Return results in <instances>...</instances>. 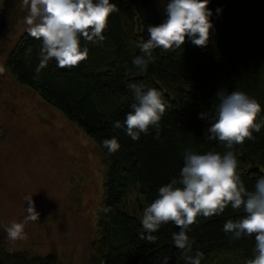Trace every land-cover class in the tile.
Here are the masks:
<instances>
[{
	"label": "trees",
	"instance_id": "obj_1",
	"mask_svg": "<svg viewBox=\"0 0 264 264\" xmlns=\"http://www.w3.org/2000/svg\"><path fill=\"white\" fill-rule=\"evenodd\" d=\"M112 3L117 10L109 17L105 39L92 44L81 38L82 47L89 52L78 66L59 68L51 60L39 79H34L41 41L26 30L17 37L5 67L18 84L31 89L82 130L104 156V196L91 264H164V257L168 264H186L174 246L172 233L179 229L172 222L153 233L154 241L140 239L141 218L124 205L134 189L148 205L153 202L158 189L179 176L186 151H229L220 141L209 139L207 132L215 118L219 90H240L255 98L262 106L257 122L264 120V0H210L213 28L207 46H196L188 39L175 51L155 49L146 72L132 63L133 57L141 54L136 44L149 38L148 25L164 21L167 0ZM130 83L162 93L168 107L161 119L159 139L155 129L133 141L123 128L114 127L116 121L123 123L134 102ZM201 113H207V119H201ZM113 137L120 148L109 153L103 141ZM253 137L231 149L238 160V174L249 189L264 175V127L253 132ZM241 215L229 206L223 214L198 217L190 226L193 254L196 250L204 254L201 264H246L253 258L254 236L232 240L231 234L223 231L227 220ZM0 264L59 262L53 254L30 255L0 245Z\"/></svg>",
	"mask_w": 264,
	"mask_h": 264
},
{
	"label": "clouds",
	"instance_id": "obj_2",
	"mask_svg": "<svg viewBox=\"0 0 264 264\" xmlns=\"http://www.w3.org/2000/svg\"><path fill=\"white\" fill-rule=\"evenodd\" d=\"M209 2L167 0L164 21L148 25L149 38L136 44L141 54L133 57L135 68L146 72L154 61L155 49L175 51L188 39L196 46H207L213 28ZM20 7L26 13L23 20L27 33L41 41L39 65L33 77L37 80L51 60H55L57 67L69 69L85 60L89 49L82 47L81 38L92 44L102 42L109 17L117 10L112 0H20ZM27 51L31 53L30 48ZM0 72H3L2 67ZM128 88L134 102L123 123L116 121L114 127L123 128L133 141L139 140L141 134H148L150 128L156 130L155 138L159 139L161 119L168 107L162 93L156 88L146 89L141 83H130ZM261 111V104L243 91L217 92L215 118L207 128L208 138L220 141L229 151L223 154L186 151L179 176L161 186L157 198L144 208L140 239L154 241L153 233L163 224L172 222L179 229L172 233V240L186 264H201L204 254L199 250L193 254V241L188 235L190 226L198 217L221 215L231 206L242 215L227 220L223 231L231 234L232 240L254 236V256L246 264H264V175L256 180L252 189L247 188L238 174L236 154L231 151L234 145L253 139V132H260L264 127V120L257 122ZM200 118L207 119V113H201ZM103 146L109 153L120 148L115 137L105 139ZM27 201L24 220H14L5 229L10 241L26 240L25 225L39 218L32 198ZM164 264H168L167 257Z\"/></svg>",
	"mask_w": 264,
	"mask_h": 264
},
{
	"label": "rangeland",
	"instance_id": "obj_3",
	"mask_svg": "<svg viewBox=\"0 0 264 264\" xmlns=\"http://www.w3.org/2000/svg\"><path fill=\"white\" fill-rule=\"evenodd\" d=\"M26 28L23 23L13 30L10 49ZM5 59L0 54L3 72ZM18 88L25 96L21 108L4 103L0 94V245L30 255L53 254L59 264H91L104 196V156L62 113L31 89ZM38 109L54 125L41 121ZM27 198H32L39 218L25 225L26 240L10 241L5 229L14 220H24ZM124 206L141 218L148 204L134 189Z\"/></svg>",
	"mask_w": 264,
	"mask_h": 264
},
{
	"label": "flooded vegetation",
	"instance_id": "obj_4",
	"mask_svg": "<svg viewBox=\"0 0 264 264\" xmlns=\"http://www.w3.org/2000/svg\"><path fill=\"white\" fill-rule=\"evenodd\" d=\"M1 9L0 7V16H1ZM4 13V12H2ZM8 14H17L19 15L18 21L14 24L11 25L10 22L7 20V18L2 16L0 19V54H6V59L7 56L9 55V52L11 51L10 45L12 44L13 40L15 39L16 35H14L12 32L13 30L24 23L23 16L26 14L21 10V7L19 4L15 5L13 8H11L8 12ZM4 17V18H3ZM9 19V18H8ZM5 59V61H6ZM6 72H2L1 77H0V94H2L3 98L2 101L4 103L10 102L11 105H17L18 107H22L20 104L21 102L23 103L25 101V96H24V90H21L18 88L20 84L18 82L10 77L11 74L5 67ZM8 73V74H7ZM16 81V82H15ZM18 84V86H17ZM24 88V87H23ZM11 97V101L9 99ZM12 106L13 112L15 111L14 107ZM36 109L35 104L33 103V110ZM37 115L38 118L43 121L44 123L48 125H54V121L47 116V114L44 112V110H37ZM42 115L45 117L42 118Z\"/></svg>",
	"mask_w": 264,
	"mask_h": 264
},
{
	"label": "water",
	"instance_id": "obj_5",
	"mask_svg": "<svg viewBox=\"0 0 264 264\" xmlns=\"http://www.w3.org/2000/svg\"><path fill=\"white\" fill-rule=\"evenodd\" d=\"M17 4L20 5V0H3L2 1V5H1L2 9H1L0 19L4 15V17L7 18V20L10 22V24L14 25L18 21L19 15H17V14H8V12H9V10L11 8H13ZM2 12H4V13H2Z\"/></svg>",
	"mask_w": 264,
	"mask_h": 264
}]
</instances>
